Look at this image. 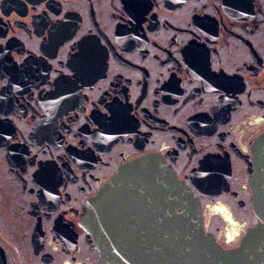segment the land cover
Masks as SVG:
<instances>
[{"label": "flooded vegetation", "instance_id": "af4514ba", "mask_svg": "<svg viewBox=\"0 0 264 264\" xmlns=\"http://www.w3.org/2000/svg\"><path fill=\"white\" fill-rule=\"evenodd\" d=\"M263 133L264 0H0V264H99L86 207L150 155L237 247Z\"/></svg>", "mask_w": 264, "mask_h": 264}, {"label": "water", "instance_id": "95a60500", "mask_svg": "<svg viewBox=\"0 0 264 264\" xmlns=\"http://www.w3.org/2000/svg\"><path fill=\"white\" fill-rule=\"evenodd\" d=\"M253 151L250 188L259 222L237 247L224 248L206 232L199 197L150 155L122 167L86 207L99 264H264V133Z\"/></svg>", "mask_w": 264, "mask_h": 264}, {"label": "rangeland", "instance_id": "374dc122", "mask_svg": "<svg viewBox=\"0 0 264 264\" xmlns=\"http://www.w3.org/2000/svg\"><path fill=\"white\" fill-rule=\"evenodd\" d=\"M208 219L211 222V224H213L214 227H220V228L223 227V223L220 221L219 218L211 217Z\"/></svg>", "mask_w": 264, "mask_h": 264}, {"label": "snow or ice", "instance_id": "6c2138e0", "mask_svg": "<svg viewBox=\"0 0 264 264\" xmlns=\"http://www.w3.org/2000/svg\"><path fill=\"white\" fill-rule=\"evenodd\" d=\"M230 239H231V237H230Z\"/></svg>", "mask_w": 264, "mask_h": 264}]
</instances>
